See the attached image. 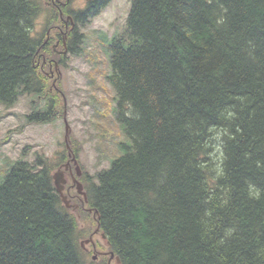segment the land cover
<instances>
[{
  "label": "trees",
  "instance_id": "16d2710c",
  "mask_svg": "<svg viewBox=\"0 0 264 264\" xmlns=\"http://www.w3.org/2000/svg\"><path fill=\"white\" fill-rule=\"evenodd\" d=\"M59 1L0 0V105L35 95L27 124L53 119L45 94L67 54L97 59L78 25L110 0ZM129 1L124 27L100 41L121 134L109 166L78 178L86 225L54 185L65 151L18 160L0 182V264H264V0ZM67 16L64 55L51 46ZM97 227L106 246L87 250ZM98 250L119 262L93 260Z\"/></svg>",
  "mask_w": 264,
  "mask_h": 264
},
{
  "label": "rangeland",
  "instance_id": "374dc122",
  "mask_svg": "<svg viewBox=\"0 0 264 264\" xmlns=\"http://www.w3.org/2000/svg\"><path fill=\"white\" fill-rule=\"evenodd\" d=\"M83 1L68 0V3L70 8H78L83 5ZM129 7V0H110L89 22L78 25V31L87 35L84 43L81 44L82 47L88 51L94 44L98 51L97 59L94 58L95 65H92L82 56L67 54L65 56L67 65L60 66L58 79L53 78L56 76V70H51L54 73L49 77L48 94H45L50 97L56 96L57 99L51 121L32 124L25 122L26 114L32 109V100L36 99L35 95H20L9 108L0 105L3 114L0 119V182L16 161H33L41 152L55 156L56 152L65 151L67 156L65 161L73 154L82 170L88 175H93L109 166L110 160L118 152L115 141L120 138L121 133L110 111L114 96L112 87L102 78L104 73L109 71L110 66L109 55L103 50L100 41L104 38L110 39L116 32L121 31ZM42 20L43 17L37 19V29L40 28ZM51 48L54 49L53 44ZM62 50L64 48L58 45L56 52ZM92 66H96L97 69ZM98 70H101V74ZM44 102L43 98H38L40 106H44ZM96 111L105 114V118L98 120ZM66 129L68 133L65 139ZM73 146L78 148L77 154L73 153ZM55 171L56 169L53 173ZM63 177L66 179V187L71 181L69 182L67 173ZM71 211L78 225L84 227L87 221V216H84L88 213L87 208L77 207ZM100 241L105 244V240ZM95 254L97 252H92L90 256ZM98 258L97 256L93 260Z\"/></svg>",
  "mask_w": 264,
  "mask_h": 264
},
{
  "label": "flooded vegetation",
  "instance_id": "af4514ba",
  "mask_svg": "<svg viewBox=\"0 0 264 264\" xmlns=\"http://www.w3.org/2000/svg\"><path fill=\"white\" fill-rule=\"evenodd\" d=\"M60 4H63L61 1H59V0H57ZM88 1L89 0H84L83 1V5L82 6H80V7H78V8H75V7H73L72 9L73 10H83V9H85L86 7H87V4H88ZM69 21V23H70V27H68V25H67V23H65V25H64V31L62 32V33H64V36H63V38H62V44H63V48H64V42H63V40L66 38V33L69 31V30H71L73 27H74V25H73V22H72V18L70 17V16H67V18L65 19V21ZM61 29H59V31H60ZM58 45H59V40L57 39L56 40V42H55V44H54V46H53V48H54V50H56V48L58 47ZM57 53H59V54H61V53H63L64 55L67 53L66 52V50L64 49V50H62V51H57ZM55 68L57 69L58 68V66H57V64H55ZM51 75H52V73H51ZM67 162H69V164H67V167H66V169L64 170V174L65 173H67V175H68V177L70 178V181H71V183H70V187L73 189V190H75L76 191V188H75V186L73 185V177H74V175H75V164L73 163V161L71 160V157H68L67 158V161H65V163H67ZM77 164L79 165V163H78V161H77ZM79 167H80V165H79ZM80 169H81V175H80V177H82V176H85V172L82 170V168L80 167ZM79 177V178H80ZM83 184V183H82ZM67 191H68V189H67ZM84 192V191H83ZM67 195V197H68V199H69V202L71 203V205H72V208L73 209H75V208H77L79 205H82L84 202H85V199L82 197V195L81 194H79V193H77V191H76V194H66ZM72 200H76L77 202H72ZM94 236H95V238H93V236H90L89 238H87L88 239V243H85L84 245H83V247L85 248V249H87V250H89L90 248H93V250H95V247H96V241L98 240V241H100V240H103L104 241V237L102 236V233H100L99 232V230H98V227L94 230ZM84 240H86V239H84ZM102 243V242H101ZM108 253V251H101V250H98L97 251V254H95V255H93L92 256V259H93V257H94V259H96V257L98 256V255H106ZM107 256H108V261L110 262V261H113V262H116L117 261V258L113 255V256H111V253H109V254H107Z\"/></svg>",
  "mask_w": 264,
  "mask_h": 264
},
{
  "label": "water",
  "instance_id": "95a60500",
  "mask_svg": "<svg viewBox=\"0 0 264 264\" xmlns=\"http://www.w3.org/2000/svg\"><path fill=\"white\" fill-rule=\"evenodd\" d=\"M64 121H65V125H66V128H67V123H66V120H65V117H64ZM67 129H66V132H65V136L64 138L66 139L67 138ZM68 146V145H67ZM71 160L73 161V163L75 164V174H76V177L74 176L73 177V185L75 186L76 188V191L81 194L83 196L84 199H86L85 197V193L83 192L82 190V184L81 182L77 179V177H79L81 175V169L79 167V165L77 164V159L74 155L71 154ZM67 164H69V162L65 163L63 168H58L53 174H52V177H53V181H54V185L56 187V190L57 192L59 193L60 197H61V200L63 202V204L65 205L66 208H71L72 205L71 203L69 202V199L67 198L66 194H64V186H65V183H66V180L65 178L63 177L64 176V170L66 169L67 167ZM102 236L104 237V235L102 234ZM85 243H88V239L84 240L81 242V245L83 246ZM111 256H113V253H111ZM117 258V257H116ZM94 259V257H93ZM116 262H119L118 261V258H117V261Z\"/></svg>",
  "mask_w": 264,
  "mask_h": 264
}]
</instances>
